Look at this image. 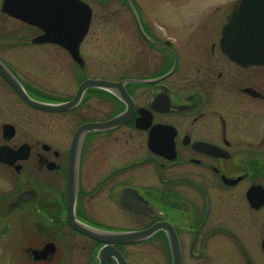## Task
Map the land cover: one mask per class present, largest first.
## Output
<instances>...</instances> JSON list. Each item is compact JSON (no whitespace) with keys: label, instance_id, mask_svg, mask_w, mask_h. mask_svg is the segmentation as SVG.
<instances>
[{"label":"flooded vegetation","instance_id":"flooded-vegetation-1","mask_svg":"<svg viewBox=\"0 0 264 264\" xmlns=\"http://www.w3.org/2000/svg\"><path fill=\"white\" fill-rule=\"evenodd\" d=\"M229 14L218 35L212 25L196 38L152 31L141 21L143 34H131L121 66L114 56L103 66L98 52L93 64L83 42L79 63L53 45L47 50L50 80L60 79L64 89L73 79L76 86L66 96L45 98L22 72L24 61L48 44L33 43L42 32L9 15L0 0V68L31 99L69 102L86 80L121 84L127 94L89 87L70 110L39 112L0 73L1 229L16 222L14 246L5 248L9 261L99 264L106 244L73 229V216L115 235L154 227L137 240L116 239L106 264H173L172 242L182 264H264V64L240 65L223 52ZM189 37L196 40L191 55ZM122 114L118 125L85 132L71 175L76 130ZM68 179L76 187L72 206ZM50 244L51 255L33 259L32 250Z\"/></svg>","mask_w":264,"mask_h":264},{"label":"water","instance_id":"water-1","mask_svg":"<svg viewBox=\"0 0 264 264\" xmlns=\"http://www.w3.org/2000/svg\"><path fill=\"white\" fill-rule=\"evenodd\" d=\"M135 19L138 30L143 34L137 13L131 0H126ZM6 11L43 31V34L33 39L34 43H52L66 49L71 57L80 62L79 45L86 36L92 11L81 0H7ZM220 47L228 57L241 65L264 64V0H235L233 9L228 16V22L222 29ZM0 73L12 85L24 103L35 110L42 112H64L73 108L80 100L82 93L89 87L114 89L118 94L127 97L123 85L99 80H86L82 82L73 99L65 103H45L31 99L24 90L12 79L10 74L0 68ZM126 119L122 114L104 124H87L80 126L72 139L70 174L76 173L77 149L82 138L90 129L101 128L104 125H118ZM69 204L73 205L75 197V181L69 180ZM73 181V182H72ZM70 226L83 235L106 244L98 252L99 264H106L113 255L112 244L116 239L121 241L137 240L151 234L154 227L143 233H125L115 235L112 233L95 231L87 228L69 217ZM52 245H46L41 250H32L34 260L44 259L53 253ZM173 264H182L180 250L175 242L171 244ZM120 264H124L120 261Z\"/></svg>","mask_w":264,"mask_h":264},{"label":"rangeland","instance_id":"rangeland-1","mask_svg":"<svg viewBox=\"0 0 264 264\" xmlns=\"http://www.w3.org/2000/svg\"><path fill=\"white\" fill-rule=\"evenodd\" d=\"M92 9V20L89 32L83 40L82 48L86 51L89 59L93 64L96 62L91 59L95 53L103 56L102 65L110 66L112 57H118L119 66L124 65L127 59V49L129 50L130 36L137 32L133 17L123 0H83ZM138 8L140 20L147 25L149 29L156 32H171L182 38L184 35L192 34L194 38L201 34L207 33L205 27L214 26L213 32L218 35L224 16L233 6L234 0H133ZM218 11L215 13L214 8ZM201 22L199 25L196 23ZM206 27V28H207ZM31 31V32H30ZM34 30H24V35L32 34ZM37 32V31H36ZM191 38V39H190ZM189 37L186 53L191 55L195 39ZM48 46L40 47L46 49L45 52L35 53L32 60L24 61L22 75L27 84L36 90L40 95L47 96L49 93L68 95L75 89V82L70 80L69 86L61 88L63 82L60 79L50 80L47 50ZM25 46L23 49H30ZM56 48L57 47H53ZM31 54V53H30ZM25 56V55H24ZM38 56H40L38 58ZM119 75L126 74L125 71L119 70ZM111 75V72L103 71L101 75ZM34 86H33V85ZM22 112H31L25 106H20ZM19 108V106H18ZM23 222L28 223L30 220L23 217ZM11 230L3 232L0 224V264H29L27 262L9 261L8 250L14 246L13 239L15 236L14 227ZM12 241H11V240ZM11 241V242H10ZM8 260V262H6Z\"/></svg>","mask_w":264,"mask_h":264},{"label":"trees","instance_id":"trees-1","mask_svg":"<svg viewBox=\"0 0 264 264\" xmlns=\"http://www.w3.org/2000/svg\"><path fill=\"white\" fill-rule=\"evenodd\" d=\"M124 1V0H123Z\"/></svg>","mask_w":264,"mask_h":264}]
</instances>
